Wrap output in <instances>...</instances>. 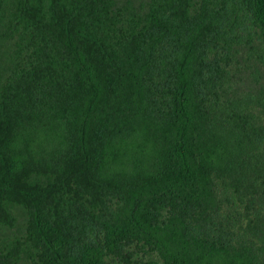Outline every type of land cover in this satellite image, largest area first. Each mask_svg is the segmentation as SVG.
<instances>
[{
	"label": "trees",
	"instance_id": "16d2710c",
	"mask_svg": "<svg viewBox=\"0 0 264 264\" xmlns=\"http://www.w3.org/2000/svg\"><path fill=\"white\" fill-rule=\"evenodd\" d=\"M0 37V264H264V0H0Z\"/></svg>",
	"mask_w": 264,
	"mask_h": 264
},
{
	"label": "rangeland",
	"instance_id": "374dc122",
	"mask_svg": "<svg viewBox=\"0 0 264 264\" xmlns=\"http://www.w3.org/2000/svg\"><path fill=\"white\" fill-rule=\"evenodd\" d=\"M139 3L142 0H135ZM12 42L4 37H0V58L2 59V63L5 62L8 58V53L11 48ZM252 71L249 70V66L245 64L242 66V71L239 75V81L242 89H248L249 87L256 89L259 88L261 85H264V70L259 71L257 74L260 77L259 81L257 82L254 77L252 76ZM259 83V84H258ZM23 221V217H20V223Z\"/></svg>",
	"mask_w": 264,
	"mask_h": 264
}]
</instances>
